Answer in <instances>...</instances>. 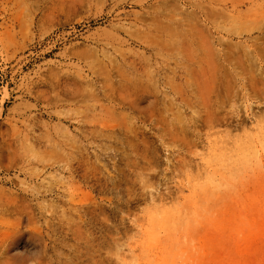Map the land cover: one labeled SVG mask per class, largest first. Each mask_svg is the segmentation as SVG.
<instances>
[{
    "label": "rangeland",
    "instance_id": "1",
    "mask_svg": "<svg viewBox=\"0 0 264 264\" xmlns=\"http://www.w3.org/2000/svg\"><path fill=\"white\" fill-rule=\"evenodd\" d=\"M263 61L264 0H0V264H264Z\"/></svg>",
    "mask_w": 264,
    "mask_h": 264
},
{
    "label": "bare ground",
    "instance_id": "2",
    "mask_svg": "<svg viewBox=\"0 0 264 264\" xmlns=\"http://www.w3.org/2000/svg\"><path fill=\"white\" fill-rule=\"evenodd\" d=\"M208 3L210 4V5H212L213 4V0H208ZM241 3H243V1H241V2H238V4H241ZM232 5H233V7L235 6V5H238V4H236V3H234V2H232L231 3ZM244 5V4H243ZM207 19H208V21H209V23H210V25H212V23H214V21L212 20V11H211V9H210V11H209V13H208V15H207ZM241 23V22H240ZM207 24V23H206ZM223 27V26H222ZM227 27V26H226ZM212 33V32H211ZM217 33V32H216ZM230 35V34H229ZM228 35V36H229ZM158 38V37H157ZM229 38H230V36H229ZM206 39V38H205ZM231 39V38H230ZM218 45V44H217ZM248 45V44H247ZM247 49V48H246ZM221 51V50H220ZM246 51V50H245ZM248 52V51H247ZM222 57V56H221ZM249 61H250V59H249ZM240 62H241V60H240ZM264 62V61H263ZM129 81V80H128ZM4 169H9L10 167H11V161H10V159H7L5 162H4V165L2 166Z\"/></svg>",
    "mask_w": 264,
    "mask_h": 264
}]
</instances>
